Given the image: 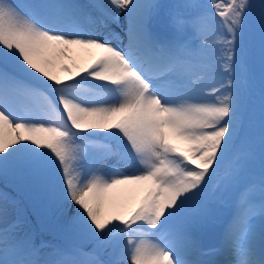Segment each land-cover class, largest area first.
Here are the masks:
<instances>
[{"label": "snow or ice", "instance_id": "snow-or-ice-1", "mask_svg": "<svg viewBox=\"0 0 264 264\" xmlns=\"http://www.w3.org/2000/svg\"><path fill=\"white\" fill-rule=\"evenodd\" d=\"M109 5L0 0V173L26 177L82 241L44 252L5 198L0 264H264V0H186L174 7L197 11L171 13L170 35L153 26L159 0ZM217 203L231 212L204 245Z\"/></svg>", "mask_w": 264, "mask_h": 264}, {"label": "rangeland", "instance_id": "rangeland-1", "mask_svg": "<svg viewBox=\"0 0 264 264\" xmlns=\"http://www.w3.org/2000/svg\"><path fill=\"white\" fill-rule=\"evenodd\" d=\"M186 2V0H184ZM75 2L83 4V5H90L93 3H102L106 6H109V0H75ZM89 11H93L92 9H89ZM100 31H106L103 28L100 27L99 24L95 26ZM111 28L119 33V36L121 40L123 41V44L127 43V36L125 34V30H122L121 28L117 27L116 25H111ZM158 33H161L162 35H170L174 34V29H171V32L169 34H166L164 32V29L161 31H158ZM123 46V45H122ZM256 69L259 70V65H257ZM28 103L27 101H22L21 106ZM260 112V109L258 110ZM251 136H257L260 133V118H256L255 125L253 126V129L251 130ZM98 149V146H89L86 147V151L88 153L96 151ZM108 165L109 167L115 166L120 168L123 171L131 172L132 169L129 167H124V165L117 160L116 157H109L107 160L104 161V166ZM20 174L19 172L9 170L7 174L0 173V195L1 200L11 197L14 198L15 201H10L7 198L8 201V207L10 211L9 219L10 221L16 220L18 218H25L26 223H20L18 224V230L20 234H33L35 230V225L37 221V217H32L31 214H35L38 211H40V205L35 203V197L39 199L41 193L35 189L30 182L27 180V178H22L21 176L16 175ZM0 200V201H1ZM219 221V220H217ZM215 221L211 220L208 222V224H214ZM66 221L63 217H60L56 214L54 211L53 214H49L48 212H43L40 218V230L44 233L47 232H53L62 240H67V242H79L78 239L70 236L68 232L66 231ZM203 224L199 226L201 228ZM61 241V240H60ZM54 249V246H47L44 248V252H51Z\"/></svg>", "mask_w": 264, "mask_h": 264}, {"label": "trees", "instance_id": "trees-1", "mask_svg": "<svg viewBox=\"0 0 264 264\" xmlns=\"http://www.w3.org/2000/svg\"><path fill=\"white\" fill-rule=\"evenodd\" d=\"M22 178H25L23 175L21 176Z\"/></svg>", "mask_w": 264, "mask_h": 264}]
</instances>
